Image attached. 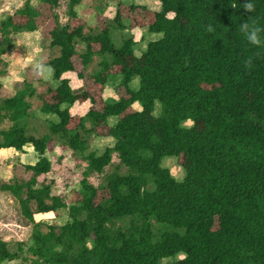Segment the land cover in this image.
<instances>
[{"label": "trees", "instance_id": "trees-1", "mask_svg": "<svg viewBox=\"0 0 264 264\" xmlns=\"http://www.w3.org/2000/svg\"><path fill=\"white\" fill-rule=\"evenodd\" d=\"M158 1L154 9L117 3L111 18L98 13L103 24L87 31L76 9L81 0H68L65 24L56 12L59 0H23L0 20L1 64L16 48L11 35L42 24L48 47L58 49L45 63L54 69L55 86L40 94L42 119L29 100L33 85L23 82L3 97L0 82V124L9 122L0 128V149L31 145L37 154L23 165L27 179H0V192L17 203V222L31 227L28 245L17 241L13 249L0 237V264H163L179 253L165 264H264V49L239 31L249 16L264 25V0H253L254 13L242 7L246 0ZM123 11L152 17L140 27L157 36L140 51L132 35L114 42L112 32L131 21ZM208 24L214 34L205 31ZM74 56L82 65L77 87L64 76L75 70ZM94 56L101 59L88 73ZM248 56L255 57L251 71L243 67ZM113 79L114 96L101 95L96 107L86 82L103 92ZM78 100L91 107L72 124ZM185 120L192 126H182ZM92 136L112 142L89 150ZM52 142L83 167L68 204L52 194L53 180L39 181L52 168L45 154ZM113 154L119 163L106 173ZM168 156L177 157L182 179L162 164ZM93 173L104 176L101 184L89 180ZM101 190L106 195L98 199ZM62 208L61 224L35 217ZM154 223L162 229L153 231Z\"/></svg>", "mask_w": 264, "mask_h": 264}, {"label": "rangeland", "instance_id": "rangeland-1", "mask_svg": "<svg viewBox=\"0 0 264 264\" xmlns=\"http://www.w3.org/2000/svg\"><path fill=\"white\" fill-rule=\"evenodd\" d=\"M118 1H121L125 4H140V5H146L147 7L154 9L159 4L158 0H82L81 2V9L80 6H77L80 9V13L82 17L85 19L86 24L90 25L89 22L91 21V18L89 17L93 16L95 18V14L97 15L99 12H101L105 8H113L116 7V3ZM23 3V0H0V20L7 14L12 13L14 10L19 8ZM68 0H59V5L57 7V13L59 16V20L62 22L65 18L64 11L66 10ZM119 3V2H118ZM76 7V8H77ZM78 9V10H79ZM102 9V10H101ZM115 10V9H114ZM113 10L109 11L108 13H111ZM95 13V14H94ZM123 16L126 18H130L129 26L127 29L124 30H114L112 32V37L114 39V42L116 45L120 44L123 37L127 35H132L134 39L136 40V48L140 51L144 48L145 42L148 39H152L154 36L149 35L146 31H141L140 23L149 24V22L152 21V17L150 18L149 15L146 13H134L132 16L126 12L123 11ZM96 21H99L100 24H103L104 18L100 15L96 17ZM141 21V22H139ZM45 22V21H44ZM125 23L128 25V22L125 21ZM43 29L41 31V36L33 34H19L16 36V34L11 35L13 39V43L15 45V49H17L16 54H23L19 56H13L11 53L6 54L3 56V63H0V70L3 69L5 66V62L8 72H13V74H17L16 72H19L20 66L23 64H26L27 55L29 54H37L38 53V47L40 45H44L46 43L41 41V38H43L46 33L47 29L45 28V24H42ZM86 26V31L88 30ZM28 36V37H27ZM32 47H34L32 49ZM96 47V46H95ZM94 47V48H95ZM83 45L79 46V50H82ZM29 53V54H28ZM25 54V55H24ZM46 58V57H45ZM101 59L100 56H97L93 63L90 65V71H95L97 69V62ZM28 71H31V74H29L28 78L25 76H21V70L18 74L20 78L25 77V79L33 85L36 89V94L30 98V102L32 105V110L36 114L37 118L42 119L44 116L39 113L38 108L41 104V98L39 97L40 93L45 92L46 88L49 86L48 82H41L40 75L35 68L32 66H26ZM25 69V68H24ZM23 69V70H24ZM113 72L118 71V68L115 70H112ZM91 73V72H90ZM22 74V73H21ZM24 74V73H23ZM136 79V78H135ZM89 83H86L87 89L93 94L94 97H96V107H100L102 105L98 98H101L102 91L98 92V89H94L92 86L91 80H88ZM114 79L110 80L109 83H107L104 91L103 96L106 98H109V96L114 95L113 90V84ZM22 82L18 83L17 88H21ZM9 86H11V82L9 81ZM8 86V87H9ZM16 86V85H15ZM135 86V81H134ZM100 88V87H99ZM9 91L3 90L1 92V96L6 97L8 96ZM42 98L49 100L50 95L43 96ZM86 101V102H84ZM88 100H78L74 107L71 108V113L73 115L72 124H75L77 122V118L79 115L83 112H86L89 107H91V103ZM138 104H134L133 108H138ZM84 114V113H83ZM38 120L33 121V125L39 124L37 122ZM37 123V124H35ZM193 121L192 120H185L181 123L184 127H190L192 126ZM9 125L8 121H4L0 124V128H7ZM37 128H40L39 125ZM40 132H42V128L39 129ZM111 139L103 138V137H97L92 136L90 140V146L89 150H95L97 152L102 151V149L111 144ZM29 145H26L28 147ZM27 153V152H25ZM20 153H15L14 150H5L0 151V179L3 181H7L12 177H16L18 179H27L30 176V172H27L24 170L23 165L20 163L19 158ZM29 157V156H28ZM28 157H21L23 158V161H29L30 159ZM47 157L51 161L52 168L49 173L46 175L40 176L39 181H42L44 179L46 180H53L52 183V194L60 196L63 198V200L68 204L70 200L75 199L76 196H74V190L77 189L79 180L81 179V173L83 170L82 166H79V164L75 161V157L69 151L66 146H61L58 144H54L52 142L49 145V149L47 151ZM177 157L175 156H168L163 158L162 164L169 168L172 175L180 180L182 179L184 175V169L177 163L176 160ZM119 160L117 158L116 154H113L112 158V164L106 168V173H110L113 171L116 166L118 165ZM125 168L122 166L119 170V172H124ZM103 175H98L96 173H93L90 175L89 180L94 185H99L103 181ZM106 191L101 190L99 192V198L105 196ZM37 220H41L48 223L53 224H61L67 219V209L62 208L58 209L54 213H49L48 215H42L39 217H36ZM153 231H158L162 229V226L160 224L154 223L153 224ZM30 232L31 227L20 225L17 222V203L12 197L6 193V192H0V237L10 242V247L14 249L15 243L17 241L25 242L26 245L30 242ZM27 256V253L25 254ZM182 254H176L174 256H170L167 258H164L161 260V263H172L175 259L181 258ZM20 261L14 260L11 262H6L5 264H19ZM27 264V263H24Z\"/></svg>", "mask_w": 264, "mask_h": 264}, {"label": "crops", "instance_id": "crops-1", "mask_svg": "<svg viewBox=\"0 0 264 264\" xmlns=\"http://www.w3.org/2000/svg\"><path fill=\"white\" fill-rule=\"evenodd\" d=\"M81 2H82V0H81ZM119 3H122L121 1H118ZM117 2V3H118ZM116 3V4H117ZM81 4V3H80ZM115 4V5H116ZM122 4H125V3H122ZM78 6H80V9H81V5H78ZM66 9H67V6H66ZM77 9V14H78V18L80 19V21H82L83 22V24H84V27L86 28V26L87 27H93L95 24H96V14H95V18H93V16H91V17H89V19L91 18V21L89 22V24L90 25H88V24H86L87 22H85V19L82 17V15H81V13H80V9L77 7L76 8ZM79 9V10H78ZM111 9L113 10L111 13H108L109 11H111ZM115 9V6L113 7V8H111V7H109V8H105V9H101L102 11L101 12H99L100 14H102V15H106V16H108V17H112L113 16V14H114V10ZM15 11V10H14ZM13 11V12H14ZM12 12V13H13ZM56 12H57V10H56ZM64 13H65V18L63 19V21L61 22L62 24H65L66 22H67V15H66V10L64 11ZM9 14H11V13H9ZM58 14V13H57ZM141 29V31H142V27L140 28ZM86 30V29H85ZM41 29H38V30H36V31H33V32H20V33H17L16 34V36L17 35H19V34H33L34 36H36V35H40L41 36ZM15 35V34H14ZM28 37V36H27ZM44 39L43 38H41V41L42 42H44V43H46V44H44V45H40V47H38V53L37 54H29V55H27V60H25V61H27L26 62V64H23L22 66H20V70H21V73H20V75L21 76H25V77H27L28 78V76H29V74H31V71H28V69L26 68V67H24V65H26V66H30L31 67V64L32 63H30V60H35V61H39V62H42V63H46L47 62V60L50 58V57H52V56H56L57 54H58V49L57 48H50V47H48V41H43ZM135 40V39H134ZM136 41V40H135ZM14 42V41H13ZM34 47H32V49H33ZM16 51H17V49H14L13 51H10V52H8V53H6V54H9V53H11L13 56H19L21 53H19V54H16ZM5 54V55H6ZM21 55H23V54H21ZM25 55V54H24ZM4 56V55H3ZM46 57V58H45ZM97 56H94L93 57V60L88 64V67H87V72L88 73H90V72H93V71H90L89 69H90V65L93 63V61H94V59L96 58ZM2 59H3V57H2ZM4 60V59H3ZM72 61H73V65H74V71H72V72H69V73H66L64 76H66V77H68L69 78V80H70V83H71V85H73V86H80V85H82V81L81 80H79V79H77V77H76V72H78V71H80L81 69H82V65H81V63H80V59H79V57H77V56H74L73 58H72ZM6 63H8V62H5V66L7 67V65H6ZM98 63V62H97ZM32 66H33V64H32ZM6 67H4L3 69H1L0 70V82H1V84H2V91L3 90H8L9 91V94H8V96H11V95H13L14 93H15V91L18 89L17 88V85H18V83H20V82H22L21 84L23 85V82H28L26 79H25V77H23V78H20L19 76H18V74H19V72H20V70H19V72H16L17 74H13V72H8L7 71V69H6ZM34 67V66H33ZM25 68V69H24ZM24 69V70H23ZM24 73V74H23ZM40 80L39 81H41V82H48V83H51V84H49V85H51V86H55V83H53V82H51V76L50 77H47L46 78V74L45 75H40ZM9 81L11 82V86H9ZM86 83H89L88 81L86 82ZM16 85V86H15ZM21 85V86H22ZM9 86V87H8ZM94 88H96L97 86H95V85H92ZM34 87V86H33ZM1 91V92H2ZM40 94H42V93H40ZM102 95H103V92H102ZM114 96V95H113ZM39 97H40V95H39ZM104 98H106L105 96H103ZM109 97H111V96H109ZM89 101V100H88ZM87 101V102H88ZM84 102H86V101H84ZM77 102H75L74 104H73V106L72 107H74L75 106V104H76ZM83 113H85V112H83ZM83 113H81L80 115H82ZM72 114V113H71ZM101 137H103V138H107L108 139V137H104V136H101ZM48 149H49V146H48V148L46 149V152H45V154H46V156H47V151H48ZM5 150H14L15 151V153H17V152H19L20 153V155H19V158H20V163H21V165H31V164H33L36 160H37V154H36V152L34 151V149H33V147L31 146V145H29L28 147H26L25 148V146L22 148V150H20V151H18V150H15L14 148H3V149H0V151H5ZM25 152H27V153H25ZM28 157L30 160L29 161H23V158H21V157ZM49 213H46V214H37L35 217H39V216H42V215H48Z\"/></svg>", "mask_w": 264, "mask_h": 264}, {"label": "clouds", "instance_id": "clouds-1", "mask_svg": "<svg viewBox=\"0 0 264 264\" xmlns=\"http://www.w3.org/2000/svg\"><path fill=\"white\" fill-rule=\"evenodd\" d=\"M232 7L236 6L233 5ZM242 7L245 9V11L251 13H254L256 10V5L253 0H246ZM205 31L210 34H214V25L208 24L205 28ZM239 31L242 33L244 39L249 45L257 49H264V25H261L256 19H253L252 16H249L247 21H244L239 25ZM254 60V56H248L243 60V67L246 71H251L254 68ZM30 63L33 64L35 70L39 74H46V78L50 77L54 71L52 67L46 66L42 62L30 60Z\"/></svg>", "mask_w": 264, "mask_h": 264}]
</instances>
